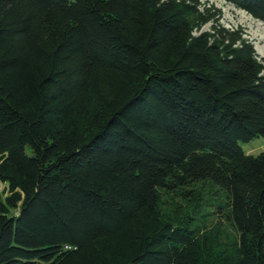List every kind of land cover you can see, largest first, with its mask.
<instances>
[{"label": "trees", "instance_id": "1", "mask_svg": "<svg viewBox=\"0 0 264 264\" xmlns=\"http://www.w3.org/2000/svg\"><path fill=\"white\" fill-rule=\"evenodd\" d=\"M201 6L0 0V264H264V62Z\"/></svg>", "mask_w": 264, "mask_h": 264}, {"label": "rangeland", "instance_id": "2", "mask_svg": "<svg viewBox=\"0 0 264 264\" xmlns=\"http://www.w3.org/2000/svg\"><path fill=\"white\" fill-rule=\"evenodd\" d=\"M199 2L202 4V8L206 7L216 10V20H218L222 27L232 31L241 30L243 38L252 45L258 60L264 62V23L262 21H259V19L254 18L247 11L236 7L226 0H199ZM257 22H261L263 26H258ZM213 24V22L208 23L203 27L202 31H210ZM241 147L247 155L258 156L264 153V137L255 138L251 142L243 143ZM200 187L201 195L204 196L205 201L203 209L205 212L211 213L207 218L209 222L205 223L206 231L214 228V225L217 224L218 230H212L211 233L214 232L217 236L221 235L219 238L222 241L224 237L232 232L225 216L227 212L226 205H224L225 199L221 197L219 200H216L213 195L214 188L210 184H206L205 187L200 184ZM168 201L169 198L167 196L166 202Z\"/></svg>", "mask_w": 264, "mask_h": 264}, {"label": "bare ground", "instance_id": "3", "mask_svg": "<svg viewBox=\"0 0 264 264\" xmlns=\"http://www.w3.org/2000/svg\"><path fill=\"white\" fill-rule=\"evenodd\" d=\"M258 26H263V24L261 22H257ZM261 28V27H260ZM258 29V28H257Z\"/></svg>", "mask_w": 264, "mask_h": 264}]
</instances>
